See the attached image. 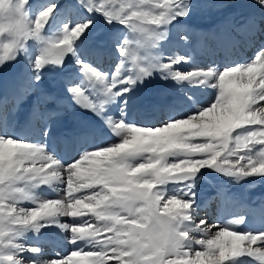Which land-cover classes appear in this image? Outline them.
I'll return each instance as SVG.
<instances>
[{
    "label": "snow or ice",
    "instance_id": "6c2138e0",
    "mask_svg": "<svg viewBox=\"0 0 264 264\" xmlns=\"http://www.w3.org/2000/svg\"><path fill=\"white\" fill-rule=\"evenodd\" d=\"M76 2L89 18L74 25L62 21L59 32L43 35L42 46L31 62L34 82L41 80L46 65L63 68L65 59L71 57L88 83L72 86L69 80L68 93L78 106L104 118L121 142L85 151L66 166L44 146L0 133V264H24L25 253H39V249L18 242L25 232H38L61 216L89 213L95 221L60 225L71 233L70 243L77 248L47 264H248L251 260L245 257L264 264V232L235 231L243 217L228 225L193 220L195 179L201 169L210 168L237 181L264 177V147H256L264 146V48L246 65L222 72L193 68L182 73L174 66L189 63L188 58L172 56L161 62L156 56L141 57L139 51L145 44H133L128 35L118 34L112 39L120 63L105 73L78 55L82 37L86 39L92 29L93 13L102 15L110 25L123 26L126 32L137 23H150L153 36L147 47L151 48L158 38L166 39L169 26L188 16V0H122L118 6L116 0ZM235 2L222 0L218 6ZM256 3L264 7V0ZM46 9L50 12L41 17L37 38L54 19L56 5H47L42 11ZM245 28L253 37L260 30L255 19ZM180 39L187 42L184 35ZM0 49V65L27 53V48L21 50L18 44ZM128 62L134 72L126 75L121 66ZM154 71L163 79L214 89L217 95L207 106L197 105L194 114L172 118L160 127L130 126L126 123L130 93ZM84 87H91L92 93L86 95ZM117 100L121 104L119 118L105 117L106 107ZM169 183L180 187L171 193L157 188ZM41 185L54 186L65 194L53 201H36L32 192ZM20 201H32L34 208H22Z\"/></svg>",
    "mask_w": 264,
    "mask_h": 264
},
{
    "label": "bare ground",
    "instance_id": "6f19581e",
    "mask_svg": "<svg viewBox=\"0 0 264 264\" xmlns=\"http://www.w3.org/2000/svg\"><path fill=\"white\" fill-rule=\"evenodd\" d=\"M51 1L52 0H37L33 3L31 7L33 9H30L32 17L35 18L36 14L42 10L41 8H44V5L47 4L46 2ZM154 2L155 0L153 3ZM221 2L222 0H188V16L169 26V34L166 39L161 42L159 48H148L145 54L147 56H156L161 62H168V58L172 56H183L188 58L190 60L189 63H182L174 66L175 70H179L182 73H186L193 68H211L218 71L217 65L212 63L210 59H207L203 46L204 38H215L217 31H225L236 37L238 26H242V31L245 32L246 35L236 37V40L237 38L238 40L245 39L247 42L248 39L249 41L252 40L253 36L247 33L242 23L246 20L255 19L260 26V31H262L261 29H263L262 27L264 26V7L256 3V0H236L235 3H223L222 6H218ZM59 6L60 5H57L56 9ZM73 6V3L71 7L68 8H65V5H61L60 9L56 10L54 19L48 21L45 29L50 31L55 29L60 30L61 22L65 21L68 12L67 19L69 18L70 20L72 16L74 19L73 24L81 21L84 14L80 16L79 10ZM65 9H69V11H65ZM72 9L78 12L77 15ZM63 11H65L64 15H62ZM58 14L60 15L58 16ZM44 32L43 35L46 36ZM181 35L187 37V42L180 39ZM257 35L258 33H256L255 36ZM113 36L114 35H111L109 37L108 35L107 37L110 40L102 41L110 46L114 43L112 41ZM88 41H85L78 51L82 52L81 57L83 58H90L91 52L98 49L96 43L90 45V41ZM36 45L39 46L38 43L34 41L32 47L31 45L30 47L27 45V53L21 52L15 60L7 61L4 65H0V129L5 128L6 118L9 124H13V121L17 122L24 108L30 110L32 125L37 132L42 133L47 130L67 128L69 129L70 136L73 137L78 128L87 127V123L83 122L84 117L98 118L105 122L104 118L98 117L92 111L78 106L68 93L69 80L73 82L77 80V83H79L78 86L87 85L88 83L86 80L82 79L80 73L73 68L75 66L74 63L63 67V69L58 68V66L52 67V65H46V69H44L43 72H47V75L45 77L41 76L42 78L38 83L34 82L31 62L32 57H35L33 54L39 51ZM104 52L103 61H106L109 57L110 63L112 64V61L114 62L116 60H114L113 57L116 55L114 49L105 50ZM106 52L108 53L106 54ZM24 56L26 57V61H24ZM95 56L96 53H93V59H95ZM255 56L256 53H254L244 65L252 61ZM70 61H73V59L68 57L64 61V64ZM114 66H116V63H114ZM114 66L111 65V67ZM103 69L106 71L107 67L105 66ZM65 70L67 71L65 72ZM121 71L126 75L132 74L134 69L131 62L122 65ZM61 74L67 76L66 81L59 79V75ZM51 77H53L52 79H57L56 84H53L51 80L49 82ZM6 79H12L13 91H8L3 86V81ZM82 90L85 91L86 95L92 93L91 87H84ZM216 95L217 92L214 89L197 87L186 81L177 83L171 79H163L159 71H154L150 77L145 78L132 89L129 106L126 109V121L134 122L136 117L140 114L144 116L145 114L152 113L157 115L159 123L169 121V117H171V119L183 118L186 114H194L197 105L207 106L210 101L215 99ZM63 96H69V100L62 104H58L57 99ZM46 97L50 99H45ZM167 97H170V99ZM91 98L95 99V96L92 95ZM146 98L148 99L147 101H145ZM140 99L145 101L143 105L140 104ZM118 102L120 101L117 100L115 103L106 107L105 117L109 114H113V118H119L121 104ZM155 102L159 103L156 108H154ZM54 103H57L61 114L60 116L51 118L49 124L46 126L43 124L42 113L48 105L50 106ZM14 105L16 106L15 108H13ZM149 109H153L152 112H148ZM142 122L143 118H141L139 123ZM3 134L16 140L8 131H5ZM114 137L117 141L111 145L121 142L119 137ZM74 146L75 144L72 141L69 142L68 150H74ZM256 147L259 148L264 146L256 145ZM83 152L85 151L80 150L73 156L69 152L51 156L61 164L67 166L80 159L81 153ZM36 166L38 167L39 163H37ZM61 187H66V185ZM161 187L166 188L169 193H171L174 189L180 187V185L174 183L163 186L157 185V188ZM155 190L154 188L153 191ZM194 192L195 204L193 220L195 223L198 224L203 220L209 225H228L230 220L243 217V223L237 226L235 231L241 233L264 232V177H248L237 181L234 178L223 176L213 169L203 168L196 176ZM63 194L65 193L57 192L54 186L47 185H41L32 192L33 198L36 201L57 200ZM76 195H81V193H77ZM209 198L210 201L208 200ZM19 203L22 208H34L32 201H20ZM233 207H236V213L233 212ZM210 213L213 215L216 214V217L211 216ZM83 220L95 221V217L91 213L87 216H61L57 222H50L48 226L41 227L38 232L34 230L25 232L19 238L18 242L25 248H37L40 251L37 255L25 253L23 255V261L27 264H47L48 261H56L70 255L71 252L76 250L77 246L70 243L71 233L62 230L60 225L80 226V222ZM212 231H216V229L213 228ZM81 246H83L82 242ZM198 247L199 246H197V248ZM253 247H255V245ZM244 259L252 261H249L248 264L261 263L254 257H245Z\"/></svg>",
    "mask_w": 264,
    "mask_h": 264
},
{
    "label": "clouds",
    "instance_id": "9594fccd",
    "mask_svg": "<svg viewBox=\"0 0 264 264\" xmlns=\"http://www.w3.org/2000/svg\"><path fill=\"white\" fill-rule=\"evenodd\" d=\"M28 3L29 0H0V46L18 44L23 50L27 48L29 40L37 42L39 47L42 46L43 31L39 33L40 38H37L36 27L41 17L50 10L38 12L33 19L30 8L27 7ZM128 33L133 44L139 41L145 44L142 49H148L147 42L153 36L150 23H137L135 28L129 27ZM164 40L163 37L158 38L155 46L150 49L159 48Z\"/></svg>",
    "mask_w": 264,
    "mask_h": 264
},
{
    "label": "rangeland",
    "instance_id": "374dc122",
    "mask_svg": "<svg viewBox=\"0 0 264 264\" xmlns=\"http://www.w3.org/2000/svg\"><path fill=\"white\" fill-rule=\"evenodd\" d=\"M37 0H29V4L31 5V7L33 6V3H35ZM40 1V0H39ZM54 0H52L51 2H46L47 4L46 5H44V8H45V6H47V5H50V4H55L56 6L57 5H60L57 9H60V7H61V5H65V8H68V7H71V5H72V3L74 4V6L73 7H76V9L77 10H79V14H80V16H83V14H84V17H83V19L82 20H84V19H88L89 17H88V14L84 11V9L81 7V6H79V5H77V2H76V0H59V1H54ZM154 1V0H153ZM63 2V3H62ZM120 2H122V0H116V4H117V6L119 5V3ZM161 2H163V0H161ZM189 4V3H188ZM79 6V7H78ZM44 8H41L42 10L44 9ZM31 9V8H30ZM33 9V8H32ZM56 9V10H57ZM69 9H71V8H69ZM69 9H65V11L66 10H68L69 11ZM41 10V11H42ZM74 12H75V14L77 15V13L78 12H76L75 11V9H72ZM65 11H63V14L62 15H64L65 14ZM31 12V11H30ZM68 14H69V12L67 13V15H66V19H67V16H68ZM70 14H72V13H70ZM60 14H58V16H59ZM65 19V20H66ZM91 19H92V29H91V31L90 32H88V33H86V39L84 38V37H82V39H84V42L85 41H91V43H89L90 45H92V44H95V42L96 43H98V44H100L99 46L102 48V46L104 45V44H101L102 42H104V41H102V40H110V39H108V35H109V37L111 36V35H114V36H116V35H130L128 32H126L125 31V29H124V27L123 26H121V25H119V24H112V25H110V24H108V23H106V21H105V19H104V17L102 16V15H98V14H95V13H93L92 14V16H91ZM81 20V21H82ZM180 20H182V19H180ZM67 21H69L70 22V24L71 25H74L73 24V21H74V19L72 18V16H71V18H70V20H69V18L67 19ZM179 21V20H178ZM78 22H80V21H78ZM76 24V23H75ZM46 29H44V30H42V31H45ZM57 31L59 32L60 30H54V31H49V30H46V33L45 34H47L48 36H52L55 32L57 33ZM113 31V32H112ZM50 32V33H49ZM46 35V36H47ZM103 38V39H102ZM107 38V39H106ZM97 39V40H96ZM96 40V41H95ZM102 41L101 43L100 42H98V41ZM30 42H34V41H31V40H29ZM113 42H114V40H112ZM30 42H28L30 45H31V47L33 46V44H31ZM27 43V45L30 47V45ZM112 45V46H111ZM110 46H108V49L107 50H110V49H112V48H114V43L113 44H111ZM36 47H38L39 48V46H37L36 45ZM112 47V48H111ZM78 51H79V49H78ZM141 51V52H140ZM139 51V55L141 56V57H143V56H145L146 54H145V51H147V49H141ZM81 51L80 52H78V55H80L81 56ZM0 54H3V52H2V49H0ZM35 54H33V56H34ZM114 57V60L116 59V55L115 56H113ZM33 58L34 57H32V60H33ZM81 58H83V57H81ZM84 59V58H83ZM89 59V58H88ZM87 59V60H88ZM66 60V59H65ZM119 60V63H120V59H118ZM24 61H26V57L24 56ZM91 61V60H90ZM5 62H7V61H5ZM70 62H72V61H70ZM70 62H68V63H70ZM92 62V61H91ZM99 62L100 61H98V64H99ZM93 63V62H92ZM119 63H117L116 65H118ZM94 65H95V63H93ZM105 61H103V68L106 66L107 67V70L106 71H108V66H107V64L105 65ZM109 65H111V63L109 64ZM111 67V66H110ZM116 66H114V67H111V68H115ZM46 69V68H45ZM102 70V69H101ZM111 72V71H110ZM110 72H106V73H110ZM53 78V77H52ZM76 85H78V83L76 84ZM76 85H74V86H76ZM162 123H164V122H160L159 124H160V126L162 125ZM159 125L158 126H156V127H160ZM210 215L211 216H213V217H216V214H212V213H210ZM24 264H27L26 262H24Z\"/></svg>",
    "mask_w": 264,
    "mask_h": 264
}]
</instances>
